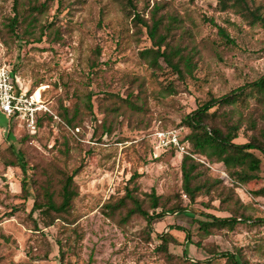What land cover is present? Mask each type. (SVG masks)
Segmentation results:
<instances>
[{
    "label": "rangeland",
    "instance_id": "374dc122",
    "mask_svg": "<svg viewBox=\"0 0 264 264\" xmlns=\"http://www.w3.org/2000/svg\"><path fill=\"white\" fill-rule=\"evenodd\" d=\"M58 1L41 16V25L55 23L57 39L51 35L41 43H19L4 26V19L13 14V0H0V67L8 66L17 86L29 95L36 93L50 111L36 134L0 111V264H225L216 253L227 251H240L247 264H264V226L241 224L234 231L202 238L194 223L206 219L203 213L229 217L235 211L264 218V195L252 193L264 188V154L259 150L253 152L262 160L261 178L237 186L222 164L186 146L222 186L216 194L197 199L195 214L173 212L156 218L151 236L148 222L138 214L123 225L104 214L108 202L134 185L140 194H181L184 205L189 204L182 192L185 153L160 147L155 133L179 130L183 138L190 130L182 121L200 104L264 76V26L243 14L237 1L138 0V11L146 18L156 3L163 6L160 15L166 22L177 17L170 39L183 48H196L194 73L181 78L163 58L157 69L141 55L154 47L153 41L117 0H63L62 6ZM251 1L264 14V0ZM218 26L232 43L221 37ZM171 89L173 93L166 94ZM65 107L77 111L72 124L62 117ZM247 141L245 132L236 140ZM13 148L25 154L29 167L77 171L74 223L57 221L34 230L33 202L19 196L23 174L5 164ZM226 188L234 189L241 202L224 203ZM208 202L210 208L203 204ZM178 226L190 231L191 241L175 229ZM163 233L177 239L169 246L172 259L158 248L157 235ZM65 237L72 242L62 258L58 239ZM33 248L42 254L50 251L49 259L31 261Z\"/></svg>",
    "mask_w": 264,
    "mask_h": 264
},
{
    "label": "trees",
    "instance_id": "16d2710c",
    "mask_svg": "<svg viewBox=\"0 0 264 264\" xmlns=\"http://www.w3.org/2000/svg\"><path fill=\"white\" fill-rule=\"evenodd\" d=\"M218 1L220 3L237 1L244 9L243 14L252 18L253 23H260L264 26V14L253 5L251 0ZM54 2L55 0H13V14L4 19V26L10 37L19 43H41L45 37L51 35L57 39L58 29L54 22L41 25V16L49 10ZM58 2L60 6L64 4L63 0ZM117 2L121 3L125 13L130 12L134 15V21L139 26L147 29L154 47L143 50L141 55L150 58V64L154 68H161L159 60L163 58L168 67L175 71L179 77L185 78L193 75L196 68L194 61L196 48L188 46L183 48L181 43L172 42L170 39L172 30L177 26L174 25L178 22L177 17H169L166 22L165 17L160 15V10L163 7L160 3H156L150 9L151 16L146 18L138 11V0H117ZM146 7H150L149 1H147ZM218 30L226 42H233L222 27L218 26ZM93 65L95 66V64ZM172 93V89L166 92V94ZM88 98L91 101L90 95ZM251 99H255L254 104L251 103ZM89 109H92L90 104ZM63 110L62 117L72 124L77 111L71 112L67 107ZM45 114L39 115L38 128L42 125L43 119L47 118ZM182 122L190 130L186 136L181 138L182 144L192 145L196 154L204 156L211 163L222 164L237 186H244L261 178L262 160L253 151L259 150L264 154V76L222 97L212 96L208 101L200 104L195 111L188 114ZM243 132L248 136L247 143L236 142ZM169 151L177 152L175 148H170ZM11 152L13 157L6 160L5 164L7 167L19 168L23 174L19 196L26 201L33 202L30 216L33 219L34 230L41 231L43 228L54 225L57 221L74 223L72 207L74 200L79 195L75 181L77 171L69 174L56 168L50 172L47 168L39 166L29 167L22 151L13 148ZM181 171L182 192L188 197L189 204L184 205L181 194L177 195L178 199L176 196L164 198L163 195H157L156 191L140 194L139 186L134 185L126 187L124 196L108 202L104 207V214L117 220L120 225L126 224L133 215L138 214L148 222L147 234L150 236L154 233L153 221L156 218H162L166 213L195 214L196 209L193 208V205L197 199L201 195L216 194L223 182L210 177L205 165L188 154H184L182 157ZM36 174H39L40 178H45L40 179L36 177ZM135 176L131 181H134ZM226 189L224 203L237 204V202H241L234 189ZM252 193L254 196H262L264 188L252 191ZM203 204L205 207H211L209 202ZM35 214H37L36 217ZM203 215L206 216L205 220L194 219V223L199 226L202 238L217 234L224 229L234 231L241 224L250 223L264 226V218H253L244 212L233 211L229 217H218L205 213ZM175 229L185 232L186 238L191 241L190 231L180 226ZM73 233L77 240L79 233L76 230ZM157 237L161 241L159 250L168 254L169 259H172L173 255L169 254V246L177 242L173 233H163ZM70 242H72L70 237L58 239L62 258L66 252L64 247L71 246ZM238 252L240 255L227 251L216 253V256L220 255L224 258L225 264H247L248 261L244 259L240 251ZM183 253L186 255L187 249H184ZM28 256L31 261L47 260L50 251L42 254L33 248Z\"/></svg>",
    "mask_w": 264,
    "mask_h": 264
},
{
    "label": "built area",
    "instance_id": "2783aa9c",
    "mask_svg": "<svg viewBox=\"0 0 264 264\" xmlns=\"http://www.w3.org/2000/svg\"><path fill=\"white\" fill-rule=\"evenodd\" d=\"M0 111L11 119L23 121L31 134L38 131L39 115L50 112L47 105L36 97V93L29 95L15 83L12 71L8 66L0 67ZM179 130H161L155 133L159 146L177 152L192 155L181 142Z\"/></svg>",
    "mask_w": 264,
    "mask_h": 264
},
{
    "label": "bare ground",
    "instance_id": "6f19581e",
    "mask_svg": "<svg viewBox=\"0 0 264 264\" xmlns=\"http://www.w3.org/2000/svg\"><path fill=\"white\" fill-rule=\"evenodd\" d=\"M36 97L39 99L40 97L36 94Z\"/></svg>",
    "mask_w": 264,
    "mask_h": 264
}]
</instances>
